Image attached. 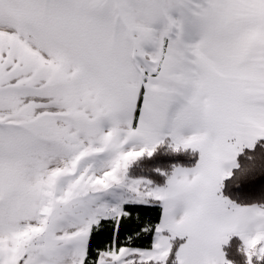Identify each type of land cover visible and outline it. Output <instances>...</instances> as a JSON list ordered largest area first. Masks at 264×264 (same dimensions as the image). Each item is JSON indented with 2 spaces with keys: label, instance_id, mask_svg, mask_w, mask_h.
Returning <instances> with one entry per match:
<instances>
[{
  "label": "crops",
  "instance_id": "obj_1",
  "mask_svg": "<svg viewBox=\"0 0 264 264\" xmlns=\"http://www.w3.org/2000/svg\"><path fill=\"white\" fill-rule=\"evenodd\" d=\"M128 1L0 0V30L25 32L17 40L27 46L31 94L55 95L99 144H117L102 155L110 172L120 157L165 138L198 151L194 167L152 190L162 201L153 246L116 247L117 259L137 252L164 261L180 237L178 264H225L229 236L264 232V207L221 194L238 154L264 140V0H194L143 13ZM96 202L69 199L38 220V211L20 213L19 200H0V264H83L92 226L126 213L97 220Z\"/></svg>",
  "mask_w": 264,
  "mask_h": 264
},
{
  "label": "rangeland",
  "instance_id": "obj_2",
  "mask_svg": "<svg viewBox=\"0 0 264 264\" xmlns=\"http://www.w3.org/2000/svg\"><path fill=\"white\" fill-rule=\"evenodd\" d=\"M178 6L194 7V0L128 1V7L139 13L158 7H166L169 11ZM19 33L25 32L0 30V200L4 203L19 200L21 214L34 216L27 213L32 209L34 213L38 211L35 216L38 220H44L58 203L86 196L85 187L102 197L100 184H107L108 174H114L108 168L112 164H104L102 155L106 150L117 149V144H99L103 139L85 131L80 120L83 116L78 117L79 112L67 104L55 102V95L40 92L38 100L37 94H31L30 64L23 49L27 46L20 45L24 40H17ZM139 33L141 41L148 34L145 31ZM44 99L45 103H53L46 106ZM110 134L119 138L120 151L124 152L126 137L117 130ZM94 182L100 184L94 185ZM108 192L114 198L107 202L100 201L99 196H91L98 201L97 220L101 214L115 217L124 211L126 198L122 188L117 185ZM9 210L14 215L12 211L16 208L10 205ZM243 241L247 251L253 247L251 255H264V232L245 236ZM118 253L115 250L106 253L114 260L112 264H124L125 257L123 261L117 259ZM159 253L152 255L164 257Z\"/></svg>",
  "mask_w": 264,
  "mask_h": 264
},
{
  "label": "trees",
  "instance_id": "obj_3",
  "mask_svg": "<svg viewBox=\"0 0 264 264\" xmlns=\"http://www.w3.org/2000/svg\"><path fill=\"white\" fill-rule=\"evenodd\" d=\"M198 158L196 149L177 146L171 139L165 138L151 149L121 157L114 167V174H108L107 184L94 182V185H102L99 190L102 197L85 187L84 193L87 195L82 196H99L100 201L107 202L114 198L108 194L109 189L118 185L126 198L123 202L126 213L118 219L103 218L92 226L83 264L114 263L106 253L116 247L150 249L156 226L162 217V201L152 190L166 186L178 168L194 167ZM221 194L238 206L264 207L263 139L238 154L235 167L223 180ZM183 241L180 237L172 239L164 261L143 259L139 253L131 252L125 256L124 264H178L177 252ZM222 248L225 264H264V255H251L253 247L247 251V246L238 235L229 236Z\"/></svg>",
  "mask_w": 264,
  "mask_h": 264
}]
</instances>
